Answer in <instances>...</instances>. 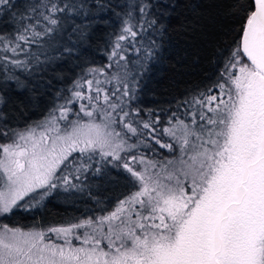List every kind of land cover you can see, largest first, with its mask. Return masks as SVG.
Returning <instances> with one entry per match:
<instances>
[{
    "label": "snow or ice",
    "instance_id": "6c2138e0",
    "mask_svg": "<svg viewBox=\"0 0 264 264\" xmlns=\"http://www.w3.org/2000/svg\"><path fill=\"white\" fill-rule=\"evenodd\" d=\"M97 4L107 6L103 0ZM0 6L19 25L14 37L0 39L5 88L16 80L7 75L9 65L26 68L32 59L19 57H30L32 45L54 47L69 20L90 10L85 0H35L23 11H5L17 8L12 0H0ZM174 7L171 0L124 5L127 19L109 59L118 66L126 61L122 41L143 39L149 32L162 35ZM239 8V39L226 58L222 80L192 98L190 120L173 113L161 130L160 117L153 119L151 110L143 118L131 105L138 83L126 61L123 75L107 81L120 87L104 88L105 81L93 78L84 80L87 93L77 90L80 84L72 89L65 103L79 101L83 116L61 105L59 116L46 124L25 132L0 129L6 141L0 144V215L31 207L19 204L25 197L39 203L54 191H84L87 175L101 170L93 171V165L109 158L122 163L136 189L97 220L47 232L4 225L0 264H264V0H244ZM157 50L153 39L146 54H138L142 68ZM92 71L105 75L103 69ZM156 145L171 155L158 158L163 153Z\"/></svg>",
    "mask_w": 264,
    "mask_h": 264
},
{
    "label": "trees",
    "instance_id": "16d2710c",
    "mask_svg": "<svg viewBox=\"0 0 264 264\" xmlns=\"http://www.w3.org/2000/svg\"><path fill=\"white\" fill-rule=\"evenodd\" d=\"M12 2L17 8L5 11H23L35 0ZM131 2L103 0L107 6L100 9L97 0H85L90 10L86 15L81 13L69 20L65 25L67 31L58 37L54 47L32 45L30 57H19L21 60L32 59V63L26 68L8 66L7 75L16 77V80L8 81L6 88L2 86L4 62L0 61V98L6 101L0 102V129L14 131L35 123L65 96L82 73L102 67L123 21L127 19L123 6ZM171 2L175 7L164 20L162 35L149 32L143 33V39L139 36L135 41L130 39L132 42L124 54L126 69L138 83L133 105L140 112L151 110L152 117L159 116L162 119L160 124L164 125H168L173 113L181 119L187 118L184 112L192 98L207 92L221 80L226 58L235 47L234 41L239 39V5L244 0ZM133 15L139 17L138 10ZM132 23L139 26L135 20ZM18 26L13 24L10 16L5 17L0 12V39L10 35L14 37ZM153 39L158 50L152 60L144 61L146 67L142 68L138 54H146ZM4 55L3 45L0 44V57ZM36 56L40 57L39 62ZM17 80L23 87H17ZM167 116L169 118L165 120ZM95 168L101 170L87 175L84 191H54L52 195L40 199L39 203L25 197L19 204L30 202L32 206L18 207L2 215L1 223L10 228L40 230L91 219L107 213L135 190L132 177L123 168L109 162L95 164L93 171Z\"/></svg>",
    "mask_w": 264,
    "mask_h": 264
},
{
    "label": "rangeland",
    "instance_id": "374dc122",
    "mask_svg": "<svg viewBox=\"0 0 264 264\" xmlns=\"http://www.w3.org/2000/svg\"><path fill=\"white\" fill-rule=\"evenodd\" d=\"M135 26H136V29L138 30V27H139V26H137V25H135ZM121 29H122V27H121ZM121 29H120V32H121ZM120 32H119V34H120ZM119 34H118V35H119ZM116 38H117V37H116ZM130 39H131V38H129V39L126 40V41H122L121 44L124 45V46L127 48L128 45L132 42ZM115 43H116V39H115L114 42H113L112 49H113V46H114ZM112 49H111V52H112ZM111 52H110V54H111ZM110 54L108 55L107 60H105V62L103 63L102 67L94 68V69H97V70H99V69H103V70H104V73H105L104 76H100L99 71H97V72H93V71H92L93 69H90V70L85 71L84 73H82V74L78 77V79L75 80V82L72 84V86L70 87V89L68 90V92L65 94V96L62 97L61 99H59V100L56 102L55 106H54V107H53V108H52V109H51L46 115H44L41 119L37 120L35 123H33V124L29 125V126H26V127H24V128H20V129L14 130V131H10V132H25V131H27L30 127H35L37 124H46V123H47V120H48L49 118H51L52 116H59V114H60V113H59V107H60L61 105H64V106L69 107V108H72V109L74 110L75 113H80V102H79V101H77L75 104H72V105H67V104L65 103V101H66V99H69V98L72 97V89L76 88V87H77V84L82 85V89H79V88H78L77 90H83L85 93H87V88H88V86H87V84L84 83V80H85V79H93V78H97V79L103 80V81H105V83H104V85H103L104 88H115V87H120L121 85H120L116 80H112L111 83H108L107 81H108V80H111L112 76H114V75H117V74L123 75V73H124V71H125V67H124V66H125V61H119V66H118L117 63H115L114 61H112V60L109 59ZM122 54H125V52L122 53ZM109 65H111V66L109 67ZM221 80H222V78H221ZM215 91H216V92H219V89L216 88ZM92 94L94 95L95 93H92ZM125 101L127 102V98H125ZM132 101H133V102L136 101L135 98H134ZM132 101H131V105H132L133 108H135V106L133 105ZM86 102H87V101H85V103H86ZM186 107H188V108H187V110H186L184 113L186 114V117L189 118V120H190V119L192 118L191 113H193V112L195 111V109L192 107V102H191V103L189 102V103L187 104ZM135 109H136V108H135ZM139 112H140V111H139ZM147 114H148L147 112H146V113H145V112H140V115H141L143 118H145V119L148 118ZM80 115L83 116L82 113H80ZM70 116H71V119H73V120L76 119V116H75V115H72L71 113H70ZM155 117H156V116L154 115L152 118L155 119ZM168 118H169V116L165 117V120L168 119ZM83 119H84V120H87L88 118H87V117H83ZM161 120H162V119H160V122H161ZM59 123H60L61 126H63V125L65 124V121H59ZM165 126H167V125H164L163 123L160 124L161 130H162L163 127H165ZM39 131H42V129H37V132H39ZM163 139L168 140V139H170V138L167 137V136H165V137H163ZM4 142H6V141H4L3 137L0 136V144H2V143H4ZM155 147L158 149L159 152L163 153V156L158 157V158L163 159V158L168 157V156L171 155L170 153H168V151H167L166 149H159V146H158V145H156ZM141 151H143L147 156H153V154H152L151 152H148L146 149H141ZM137 155H139V152L137 153ZM121 156L124 157V158H127L128 153H121ZM153 158H157V157H153ZM109 163H111V164H113V165L120 164L121 166H119V167H120V168H123L121 162H119V161H111V158H109ZM123 169H124V168H123ZM124 170H125V169H124ZM135 190H136V189H135ZM135 190H134V191H135ZM134 191H133V192H134ZM133 192H132V193H133ZM132 193H130L129 195H131ZM129 195H128V196H129ZM128 196H127V197H128ZM125 198H126V197H125ZM125 198H124V199H125ZM124 199H122V200H124ZM117 206H118V203H117V204H116V205H115L110 211H108L107 213H105V214H103V215H101V216L107 215V214H109L110 212L114 211V210L116 209ZM1 216H2V215H0V217H1ZM101 216L94 217V218H91V219H83V220H80V221H77V222H74V223H80V222H82V221H86V220H97V219H99ZM70 224H73V223H70ZM70 224L57 225V226H52V227H67V226H69ZM3 226H4V224H2L1 221H0V230L3 229ZM49 228H50V227H49ZM47 229H48V228L40 229V230H37V229H27V230L20 229V230H21V231H25V232H27V231H45V232H47ZM78 231H79L81 234H83L84 231H85V229H79ZM89 231H90V229H89ZM52 239L55 240V237L53 236ZM57 242L62 243V241H57ZM73 243L78 245V242L75 241V240L73 241Z\"/></svg>",
    "mask_w": 264,
    "mask_h": 264
}]
</instances>
